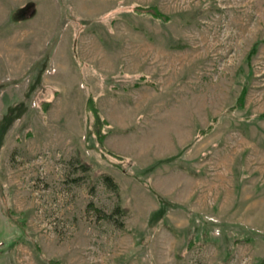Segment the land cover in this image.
Masks as SVG:
<instances>
[{
	"label": "rangeland",
	"instance_id": "1",
	"mask_svg": "<svg viewBox=\"0 0 264 264\" xmlns=\"http://www.w3.org/2000/svg\"><path fill=\"white\" fill-rule=\"evenodd\" d=\"M0 264H264V0H0Z\"/></svg>",
	"mask_w": 264,
	"mask_h": 264
},
{
	"label": "trees",
	"instance_id": "2",
	"mask_svg": "<svg viewBox=\"0 0 264 264\" xmlns=\"http://www.w3.org/2000/svg\"><path fill=\"white\" fill-rule=\"evenodd\" d=\"M19 14H21V15L24 14V9H23L22 12L19 13ZM98 114H99V113H98ZM102 178H103V182H104V184H105L108 188L113 189V190H116V189H117V186H116L114 180H113L110 176H108V175H104Z\"/></svg>",
	"mask_w": 264,
	"mask_h": 264
},
{
	"label": "crops",
	"instance_id": "3",
	"mask_svg": "<svg viewBox=\"0 0 264 264\" xmlns=\"http://www.w3.org/2000/svg\"><path fill=\"white\" fill-rule=\"evenodd\" d=\"M108 66V65H105V67Z\"/></svg>",
	"mask_w": 264,
	"mask_h": 264
}]
</instances>
